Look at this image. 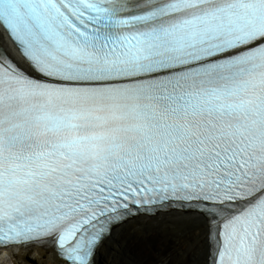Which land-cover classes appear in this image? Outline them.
I'll use <instances>...</instances> for the list:
<instances>
[{"label":"snow or ice","instance_id":"obj_1","mask_svg":"<svg viewBox=\"0 0 264 264\" xmlns=\"http://www.w3.org/2000/svg\"><path fill=\"white\" fill-rule=\"evenodd\" d=\"M0 26V255L97 264L176 210L203 264H264V0H0Z\"/></svg>","mask_w":264,"mask_h":264},{"label":"bare ground","instance_id":"obj_2","mask_svg":"<svg viewBox=\"0 0 264 264\" xmlns=\"http://www.w3.org/2000/svg\"><path fill=\"white\" fill-rule=\"evenodd\" d=\"M10 45L5 32L0 27V48L15 55ZM167 213L137 217L116 228L100 248L97 264H117L119 252L127 255L128 245L139 240L145 247L144 254V249L140 251L142 257L148 256L136 258L140 263L203 264V230L199 219L192 214ZM159 247L160 249L157 250ZM153 248L154 252H151L150 249ZM128 258L131 260L130 257ZM16 261L20 264H62L53 250L44 249L23 250Z\"/></svg>","mask_w":264,"mask_h":264},{"label":"rangeland","instance_id":"obj_3","mask_svg":"<svg viewBox=\"0 0 264 264\" xmlns=\"http://www.w3.org/2000/svg\"><path fill=\"white\" fill-rule=\"evenodd\" d=\"M141 240H139V242H137V243H134L136 246L134 247V250L136 251V249L138 248V247H140L141 246ZM138 245V246H137ZM133 248V247H132ZM157 248V247H156ZM142 250H143V254H144V252H145V247L144 246H142V248H141ZM141 249H140V251H141ZM160 249V247L157 249V250H159ZM151 250V252H154V248L153 249H150ZM157 253V252H156ZM153 254H155V253H153ZM152 254V255H153ZM156 255H158V254H156ZM131 256V255H130ZM143 255L140 253V256L139 257H137L138 259H140V258H145V257H148V256H145V257H142ZM152 257V256H151ZM159 257V256H158ZM137 261V260H136ZM120 264H127V261H126V259L125 258H123L120 262H119Z\"/></svg>","mask_w":264,"mask_h":264}]
</instances>
